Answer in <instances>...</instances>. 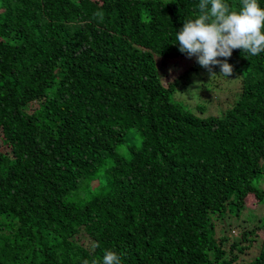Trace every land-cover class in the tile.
Segmentation results:
<instances>
[{
    "label": "trees",
    "instance_id": "trees-1",
    "mask_svg": "<svg viewBox=\"0 0 264 264\" xmlns=\"http://www.w3.org/2000/svg\"><path fill=\"white\" fill-rule=\"evenodd\" d=\"M199 2L0 0V264H264V52L181 53Z\"/></svg>",
    "mask_w": 264,
    "mask_h": 264
},
{
    "label": "clouds",
    "instance_id": "clouds-1",
    "mask_svg": "<svg viewBox=\"0 0 264 264\" xmlns=\"http://www.w3.org/2000/svg\"><path fill=\"white\" fill-rule=\"evenodd\" d=\"M198 8L197 17L185 21L177 31L176 41L181 53L195 57L211 75L216 74L212 69L217 65L219 73L225 77L232 75L234 69L228 59L233 50L240 49L252 56L264 52V8L258 0H241L238 11L224 0H200ZM96 15L103 19L102 14ZM102 264H121V257L114 251H106Z\"/></svg>",
    "mask_w": 264,
    "mask_h": 264
},
{
    "label": "rangeland",
    "instance_id": "rangeland-1",
    "mask_svg": "<svg viewBox=\"0 0 264 264\" xmlns=\"http://www.w3.org/2000/svg\"><path fill=\"white\" fill-rule=\"evenodd\" d=\"M220 87V86H219ZM218 87V88H219ZM237 91L239 90L238 85H233L232 87H230L228 89V91H218V95L213 94L214 96H210L211 98L208 97H204V101H208V99L212 100L210 103V106L208 108V111L206 112V114H214V113H218L219 111H221L224 107L226 108L227 106H229V104H231L236 95H234L233 91ZM217 96L218 99H215ZM255 200H250L247 202V207L248 208H255L253 209L254 212H257L258 210H260L259 206L255 205ZM248 209H245L240 215L239 217H232V216H228L229 218L227 219V224H228V231L226 236H228L229 241L228 243H231L233 240H237L238 238L240 239L241 237V231L243 230L242 226H245L247 223L244 221L246 216L245 213L247 212ZM240 224V225H238ZM242 225V226H241ZM221 228L222 226L220 224H217L216 229H217V236H220V232H221ZM259 244V240L257 239L256 241H254L253 246L248 249L249 251H247L248 253L244 254L243 256V261H248L249 257H252L253 255V251H255L257 249V246ZM229 244H226L225 247L228 248Z\"/></svg>",
    "mask_w": 264,
    "mask_h": 264
}]
</instances>
